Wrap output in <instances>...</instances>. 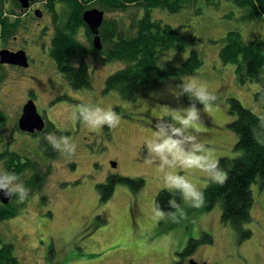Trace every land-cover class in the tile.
<instances>
[{"label":"rangeland","instance_id":"1","mask_svg":"<svg viewBox=\"0 0 264 264\" xmlns=\"http://www.w3.org/2000/svg\"><path fill=\"white\" fill-rule=\"evenodd\" d=\"M44 4L45 0H34L30 8L18 9L7 1V10L16 8L26 28L6 46L26 50L30 64L22 68L0 62V110L7 116L0 129V151L10 141L11 150L23 160L39 161L43 172L51 166L42 189L29 198L18 216L0 223L2 241L14 244L18 264H190L191 260L264 264V188L260 179L252 184L251 218L244 225L251 235L243 239L223 221L222 202L208 210L203 199L186 197L178 186V182L189 183L201 195L215 182L211 179L215 172L188 166L176 155L178 150L183 157H200L202 164L210 165L214 159L238 154L234 147L238 136L228 126L236 118L230 112V97L264 116V104L255 98L260 83H241L235 66L223 64L219 52L221 38L234 29L240 30L243 40H264V18L242 19L243 9L231 0H222L217 7L204 4L202 14L192 7L177 13L154 8L155 19L185 34L194 33L196 38L182 52H162L160 63L181 65L195 51L204 64L180 78L162 79L142 88L128 100L115 89H105L108 75L126 66L123 60L87 57L88 87L75 89L64 78L50 55L52 25L50 34H35L51 24ZM36 9L43 10L42 18L35 15ZM133 11L105 14L127 22ZM78 37L86 41L82 32ZM27 100L36 103L47 121L41 135L24 132L18 124ZM193 109L196 117L188 125L182 124L178 117L188 119ZM108 113L114 116L111 124L97 123V118ZM166 141L176 142V149L157 151ZM43 142L55 145V157L44 155ZM0 163L7 183L3 160ZM112 175L142 178L145 184L134 190L118 183L113 197L102 201L97 184ZM17 186L21 187L18 178L7 187ZM164 189L181 192L180 204L172 212L160 211L155 204L158 192ZM20 195L18 192L17 199H12L17 204L22 201ZM197 203L199 207L194 206ZM205 235L212 241L183 253L191 241Z\"/></svg>","mask_w":264,"mask_h":264},{"label":"trees","instance_id":"2","mask_svg":"<svg viewBox=\"0 0 264 264\" xmlns=\"http://www.w3.org/2000/svg\"><path fill=\"white\" fill-rule=\"evenodd\" d=\"M7 1L0 0V40L3 48H7L10 39L25 27L24 20L17 9H23L18 0H11L16 8L7 10ZM243 9L242 19L255 20L264 18V0H231ZM222 0H45L44 6L51 18V24L40 31L45 35L53 31L50 44V55L55 60L57 69L77 89L88 87L91 83L90 65L87 57L100 55L103 61L123 60L126 66L108 75L105 89H115L124 99H134L142 88L157 84L162 79L182 77L183 74L194 72L204 63L199 53L192 51L181 65L160 63L161 53L171 49L182 52L189 45L195 43V34H185L172 24L153 17L154 8H162L173 13L183 8H194L197 14H202L203 6H219ZM99 8L108 13H123L134 10L126 22L122 17L105 18L99 30L102 49L93 45L94 35L83 20L85 10ZM43 11V10H42ZM35 19V18H34ZM25 30V29H24ZM38 31L35 34L40 35ZM83 33L84 42L78 35ZM45 37V36H44ZM41 38V37H40ZM222 46L219 49L223 64H233L238 80L259 82L260 89L255 92L257 101L264 104V40H243L240 30H232L221 38ZM8 49V48H7ZM3 64L0 63V67ZM230 112L236 118L228 126L238 136L234 147L238 151L235 157H220L214 172L226 171L227 179L223 184L212 182L201 192L204 207L208 210L218 202H222V219L241 233V237H249L251 232L244 225L251 218L253 205L252 184L260 179V186L264 188V116L247 108L240 99L229 98ZM7 116L0 110V129H4ZM108 127V126H107ZM0 134L2 136V131ZM41 143V142H40ZM39 143V145H40ZM10 141L5 151H0V162L7 176H15L21 182L20 203L18 192H14L11 201L7 204L0 200V223L8 218L18 216L20 209L29 201L36 191L48 179L50 167L45 172L39 161L23 160L21 154L11 150ZM44 144V145H43ZM40 148L44 155L57 153L53 143L43 142ZM213 163V162H212ZM211 163V164H212ZM2 164V163H0ZM210 164V165H211ZM128 184L134 190L144 186L142 178L128 176H109L108 180L99 183L101 200L113 197L116 186ZM181 192L161 190L156 197L157 208L165 213L176 210L181 201ZM210 236L205 235L201 240L190 243L183 252L188 253L192 247L201 242H211ZM14 244L3 242L0 232V264H18L19 260L14 253ZM178 262L177 264H180Z\"/></svg>","mask_w":264,"mask_h":264},{"label":"water","instance_id":"3","mask_svg":"<svg viewBox=\"0 0 264 264\" xmlns=\"http://www.w3.org/2000/svg\"><path fill=\"white\" fill-rule=\"evenodd\" d=\"M21 4V7L23 9L30 8V4L34 0H18ZM35 15L39 18H42L43 11L40 9L35 10ZM83 20L89 26L92 34L95 36L93 39V45L94 47H97L98 49H102V43H101V36H99V30L102 26V23L104 22L106 18L105 11L102 9H99L97 7L85 10L83 13ZM0 62L4 64L9 65H16L19 67H28L30 64V60L28 58L26 50L19 49L16 51L9 50L7 48L0 49ZM18 124L20 125V128L24 132L28 133H35L36 131H43L45 128V121L41 115V113L38 112L36 103L33 102V100H28L25 102L23 110H22V116L19 118ZM113 166H117L116 162L112 161ZM5 179L3 173L0 172V185L5 184ZM10 189L0 187V200L2 203L7 204L11 201V198L13 196L12 191H9ZM8 193L6 196L5 193ZM191 264H200L195 260H192ZM201 264H209L208 262H202Z\"/></svg>","mask_w":264,"mask_h":264},{"label":"clouds","instance_id":"4","mask_svg":"<svg viewBox=\"0 0 264 264\" xmlns=\"http://www.w3.org/2000/svg\"><path fill=\"white\" fill-rule=\"evenodd\" d=\"M205 109H208V106L206 105ZM196 117V112L195 110H190L189 111V118L188 119H183L182 117H178L180 119V122L184 125H188L190 123V121L192 119H194ZM114 119V116L112 113H108L106 115H104L103 117H99L97 118V123H103V122H107L109 124L112 123ZM193 127L197 128V130L199 131V126L198 125H193ZM177 147V143L174 142V141H166L163 145L161 146H158L157 147V151H160L161 149H168V151L172 152L173 149H176ZM176 155L179 157V158H182L183 159V162L188 165V166H197V167H200V168H203L205 171H210L211 168H215L216 165L218 164V160H213V163L211 165H205V164H202L201 163V159L200 157H195V156H192L190 158L188 157H183L179 151L177 150V153ZM16 179L15 176H9L7 177V183L5 184H2L0 185V187H4V188H7L8 184L11 183L12 180ZM211 179L215 182H219L221 184H223V182L225 181V179H227V173L225 172H215V173H211ZM178 186H182L183 189H184V192H185V195L186 197H192L194 198L195 200L197 201H200L202 202V198H201V195L200 193H198L197 191L194 190L193 186L190 185L189 183H186V182H178ZM9 191H21L23 192V189L20 187V186H17L15 189H10ZM5 195L7 196L8 193L6 192ZM195 207H199L200 206V203H197L194 205ZM156 216L158 218H163V214L160 213V212H157L156 213Z\"/></svg>","mask_w":264,"mask_h":264},{"label":"flooded vegetation","instance_id":"5","mask_svg":"<svg viewBox=\"0 0 264 264\" xmlns=\"http://www.w3.org/2000/svg\"><path fill=\"white\" fill-rule=\"evenodd\" d=\"M33 5V4H32ZM45 32V31H44ZM41 32H39V34H40ZM9 65V64H8ZM13 65V64H12ZM19 67V66H18ZM28 101V100H27ZM25 103V102H24ZM22 113V112H21ZM22 115V114H21ZM45 119V118H44ZM45 122H47L46 120H45ZM48 123H51V122H48ZM53 125V124H52ZM187 130H188V128H187ZM44 132V130L42 131V132H36V133H32V135H34V136H36L37 134L38 135H41L42 133ZM194 133H195V131H193ZM196 134V133H195ZM190 135V134H189ZM196 261V260H195ZM198 263H202V262H206V261H202V262H199V261H197ZM192 263V260H191V262H190V264ZM187 264H189V263H187Z\"/></svg>","mask_w":264,"mask_h":264}]
</instances>
